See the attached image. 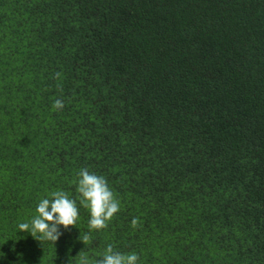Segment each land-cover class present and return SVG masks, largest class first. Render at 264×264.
<instances>
[{
    "label": "trees",
    "instance_id": "1",
    "mask_svg": "<svg viewBox=\"0 0 264 264\" xmlns=\"http://www.w3.org/2000/svg\"><path fill=\"white\" fill-rule=\"evenodd\" d=\"M81 168L120 201L85 244ZM56 190L79 219L54 245L18 225ZM108 244L139 264H264V0H0V264Z\"/></svg>",
    "mask_w": 264,
    "mask_h": 264
},
{
    "label": "clouds",
    "instance_id": "2",
    "mask_svg": "<svg viewBox=\"0 0 264 264\" xmlns=\"http://www.w3.org/2000/svg\"><path fill=\"white\" fill-rule=\"evenodd\" d=\"M62 73L56 72L54 79H61ZM57 87L63 91L62 85ZM62 99H56L52 105L53 110L64 108ZM76 192L79 194V204L90 213L88 221L89 232L79 237L83 243L89 242L91 230H102L108 227L114 215L120 211V201L117 199L113 189L109 187L108 181L103 175L90 172L87 168H81L77 173ZM36 213L31 222L19 223L20 231L29 232L39 241L47 240L54 245L59 240L64 229L76 225L79 219V208L77 200L71 198L69 193L64 190H56L48 193L42 198L37 207ZM139 218L134 217L131 221L133 228L139 227ZM78 257V264H139V255L135 252L122 253L116 251L112 244H108L103 253L98 254L97 259H90L89 256L81 251Z\"/></svg>",
    "mask_w": 264,
    "mask_h": 264
}]
</instances>
